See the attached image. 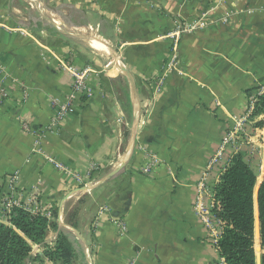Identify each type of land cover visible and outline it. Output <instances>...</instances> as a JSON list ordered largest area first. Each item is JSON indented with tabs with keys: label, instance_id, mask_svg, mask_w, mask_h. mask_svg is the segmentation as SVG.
<instances>
[{
	"label": "crops",
	"instance_id": "crops-1",
	"mask_svg": "<svg viewBox=\"0 0 264 264\" xmlns=\"http://www.w3.org/2000/svg\"><path fill=\"white\" fill-rule=\"evenodd\" d=\"M202 18L166 72L178 25ZM0 64L10 92L0 107V221L9 222L7 198L57 213L51 220L74 237L73 262L222 264L221 224L212 213L207 229L193 207L202 179L212 206L233 156L224 142L251 93H264V0H0ZM66 64L92 69L90 96L51 131L52 100L72 87ZM261 134L236 136L246 138L236 153L248 161ZM150 156L158 163L145 174ZM57 236L50 229L47 241Z\"/></svg>",
	"mask_w": 264,
	"mask_h": 264
},
{
	"label": "trees",
	"instance_id": "trees-1",
	"mask_svg": "<svg viewBox=\"0 0 264 264\" xmlns=\"http://www.w3.org/2000/svg\"><path fill=\"white\" fill-rule=\"evenodd\" d=\"M251 95L255 104L250 120L255 129H263L264 93ZM257 184L255 170L238 152L214 188L212 212L222 229L216 247L225 264H264V179L256 197ZM52 217L13 208L9 222L0 221V264H73L77 256L74 237ZM50 229L58 233L54 248L46 245ZM256 239L261 240L262 256ZM33 245L43 247V255L33 256Z\"/></svg>",
	"mask_w": 264,
	"mask_h": 264
},
{
	"label": "built area",
	"instance_id": "built-area-1",
	"mask_svg": "<svg viewBox=\"0 0 264 264\" xmlns=\"http://www.w3.org/2000/svg\"><path fill=\"white\" fill-rule=\"evenodd\" d=\"M226 0H218V3L223 5ZM207 26V21L205 19H199L197 21L191 22V23H185L178 25L177 32L173 35L174 44L172 48V58L167 63L165 67V71L169 72L171 70H175L178 66V59H179V51H178V44L181 39L182 35L194 32L199 29H203ZM115 64V61H110L106 64V68H110ZM65 70H67L71 77H72V87L71 91L68 94L67 97L64 99H53L52 100V107L54 109V117L53 121L49 127V130L51 131H57L61 125V123L67 119L71 114L76 112V102L79 98L82 97H89L90 96V87H89V81L88 77L89 74L92 72V69L90 67H87L85 69H80L72 64H66L63 67ZM0 74H5L4 68L0 64ZM6 77L0 78V107L9 99L10 92L7 89L6 86ZM164 79L163 77L159 80V84H163ZM23 100L26 101L28 99V94L26 91H23ZM254 98L250 101L249 111L247 115L241 119L237 125V127L234 129V133L232 134V137H228L224 145H229L230 143H233L236 136L240 135V131H243V127L247 124V122L250 120V116L252 114V111L254 109L255 100ZM25 129L29 130L25 125ZM51 162L55 165V167L60 171H67V168L60 163H57L56 161L51 160ZM158 163V159L156 157L150 156L148 158V162L145 165V168L143 169V172L145 174H149L153 167ZM94 170V167L92 168L91 172ZM18 182V174H14L10 176L8 179V186L9 189H13L15 187V184ZM199 197L197 198V201L195 203V211L197 216L199 217L201 223L209 230L213 229V220H212V210L214 208V201L212 203V206L210 208H207L204 205V202L202 200V195L209 193V188L206 185L205 179H202L199 183ZM210 194V193H209ZM4 211L8 213V216H10L11 211L15 207H23L21 206L17 201L12 200L11 198H7L3 204H2ZM26 210L31 212H39V211H32L31 209L24 207ZM48 217H51V213H44ZM116 225L119 229L121 236H126L128 234V226L125 222L121 220H117ZM218 239L216 240L217 243ZM39 247V246H38ZM43 250V249H42ZM33 253V251H32ZM41 255V254H39ZM222 264H225L224 260L221 259ZM131 264H135V262H132Z\"/></svg>",
	"mask_w": 264,
	"mask_h": 264
},
{
	"label": "rangeland",
	"instance_id": "rangeland-1",
	"mask_svg": "<svg viewBox=\"0 0 264 264\" xmlns=\"http://www.w3.org/2000/svg\"><path fill=\"white\" fill-rule=\"evenodd\" d=\"M262 119L264 120V116L262 117ZM247 130H249V131L250 130H257V129L254 128V122H252L251 120H249L247 122L246 126L243 127V131H240L239 137H241L244 134V132L247 131ZM260 131L263 134H261L260 137H258V139H257V141L255 143H253V146L255 147V149L250 150V153L246 154L248 162L251 164L252 168L255 170V172L257 174V177H258L257 189L259 188V186H260V184L262 182V179H261L262 171L264 173V168H263V166H264V128L260 129ZM243 138H244V136H243ZM243 138L235 139L233 141V143H231L232 144V151H233L232 155H234L236 153V151L238 150L237 148H235V146L237 147V143H239V141H245L246 140V138H244L245 140ZM257 189H256V191H257ZM209 193H211V192L209 191ZM206 195H207V193H206ZM206 195L205 194L202 195V200L204 199V196H206ZM203 202H204V200H203ZM80 207L81 206H77L76 210L78 208L80 209ZM193 208H194V211H195V205H194ZM195 213H196V211H195ZM198 219H199V217H198ZM199 221H200V219H199ZM257 241L258 240H256V243H257ZM56 242L57 241H52V239L49 238L48 241L46 240V245L49 246V247L54 248L56 246ZM32 248H33V253H32L33 256H37L39 254L43 255V252H44V248L43 247H38V246L33 245ZM262 253L263 252H262V248H261V256H262ZM73 264H87V263L85 261V258L82 257L81 255H79V257L73 262Z\"/></svg>",
	"mask_w": 264,
	"mask_h": 264
},
{
	"label": "water",
	"instance_id": "water-1",
	"mask_svg": "<svg viewBox=\"0 0 264 264\" xmlns=\"http://www.w3.org/2000/svg\"><path fill=\"white\" fill-rule=\"evenodd\" d=\"M263 179H264V175H263V177H262V181H263ZM261 184H262V182H261ZM260 184V185H261ZM259 188H260V186H259ZM259 188L257 189V191H256V197H257V195H258V192H259ZM85 190V189H84ZM261 264V263H260Z\"/></svg>",
	"mask_w": 264,
	"mask_h": 264
},
{
	"label": "bare ground",
	"instance_id": "bare-ground-1",
	"mask_svg": "<svg viewBox=\"0 0 264 264\" xmlns=\"http://www.w3.org/2000/svg\"><path fill=\"white\" fill-rule=\"evenodd\" d=\"M260 242H261V240H260ZM259 241H257V243H256V248H257V246H259L260 245V247H261V243H260ZM261 249V248H260Z\"/></svg>",
	"mask_w": 264,
	"mask_h": 264
}]
</instances>
